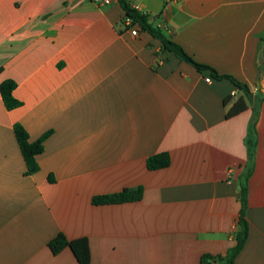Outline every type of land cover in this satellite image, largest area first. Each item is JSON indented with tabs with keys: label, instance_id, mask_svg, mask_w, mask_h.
<instances>
[{
	"label": "crops",
	"instance_id": "0c3cea01",
	"mask_svg": "<svg viewBox=\"0 0 264 264\" xmlns=\"http://www.w3.org/2000/svg\"><path fill=\"white\" fill-rule=\"evenodd\" d=\"M126 1L247 92L137 26L132 36L116 0H0V83L20 102L8 111L0 98V264H78L49 251L60 233L87 239L89 264L223 256L245 173L248 237L234 264H264V0ZM15 124L30 142L49 133L32 175ZM158 153L170 164L149 171ZM138 187L139 201L91 202Z\"/></svg>",
	"mask_w": 264,
	"mask_h": 264
},
{
	"label": "trees",
	"instance_id": "16d2710c",
	"mask_svg": "<svg viewBox=\"0 0 264 264\" xmlns=\"http://www.w3.org/2000/svg\"><path fill=\"white\" fill-rule=\"evenodd\" d=\"M120 8L122 9L124 16L123 21L128 20L131 26H137L141 31L147 32L153 38L160 41L162 49L173 53L179 60L191 64L198 72L205 70L210 71V75L217 80L226 79L236 86L239 90L247 92V87L233 79L231 76L218 75L209 66L199 64L194 61L178 44L171 41L165 33L157 26H154L149 22L146 14L134 9L126 0H116ZM264 47V43H262ZM16 87V84L12 80H4L0 83V98L6 110L10 111L20 106V102L12 96V91ZM245 104L243 102L236 103L228 112L227 117H231L238 112L244 110ZM14 136L20 150L21 156L25 164V174L32 175L38 171V164L36 157L43 151V142L49 136V133L43 134L37 140L30 142L25 130L19 125L13 126ZM246 144L248 148L253 146L251 140H247ZM170 164V158L167 153H158L152 155L146 159V167L149 171H155L168 167ZM249 177L248 173H245L239 181L240 187V210L237 220V229L233 233V239L235 241L234 246L229 248L223 256H210L203 255L200 258L201 264H234L237 255L240 253L246 239L248 237V224L245 219L246 210V182ZM51 179V178H50ZM142 197V188L136 189H124L120 192L107 194L103 196H95L91 202L93 205H106V204H121L126 202L139 201ZM47 247L52 255H58L62 250L68 248L73 254L78 264H89L90 252L88 242L86 238H77L74 240H68L63 234H58L52 238ZM220 260V261H219Z\"/></svg>",
	"mask_w": 264,
	"mask_h": 264
},
{
	"label": "built area",
	"instance_id": "2783aa9c",
	"mask_svg": "<svg viewBox=\"0 0 264 264\" xmlns=\"http://www.w3.org/2000/svg\"><path fill=\"white\" fill-rule=\"evenodd\" d=\"M95 1H98L100 2L101 4L103 5H108L110 4L113 0H95ZM134 8V7H133ZM135 9V8H134ZM123 26L128 30L130 31V34L132 36H137V29L135 28V26H131L130 22L128 20H124L123 21ZM204 81L206 83H209L211 80H210V77H207L204 79Z\"/></svg>",
	"mask_w": 264,
	"mask_h": 264
},
{
	"label": "water",
	"instance_id": "95a60500",
	"mask_svg": "<svg viewBox=\"0 0 264 264\" xmlns=\"http://www.w3.org/2000/svg\"><path fill=\"white\" fill-rule=\"evenodd\" d=\"M220 261V260H219Z\"/></svg>",
	"mask_w": 264,
	"mask_h": 264
}]
</instances>
